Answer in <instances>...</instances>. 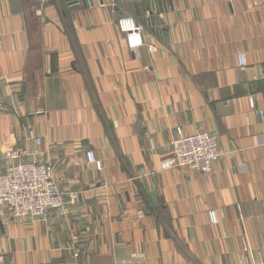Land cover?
Returning <instances> with one entry per match:
<instances>
[{
  "label": "crops",
  "instance_id": "obj_1",
  "mask_svg": "<svg viewBox=\"0 0 264 264\" xmlns=\"http://www.w3.org/2000/svg\"><path fill=\"white\" fill-rule=\"evenodd\" d=\"M178 129L217 139L210 173L176 165ZM15 148L81 198L0 209V264L264 261V0H0V173Z\"/></svg>",
  "mask_w": 264,
  "mask_h": 264
},
{
  "label": "built area",
  "instance_id": "obj_2",
  "mask_svg": "<svg viewBox=\"0 0 264 264\" xmlns=\"http://www.w3.org/2000/svg\"><path fill=\"white\" fill-rule=\"evenodd\" d=\"M153 15L162 18V13H145L146 19ZM117 29L125 35L129 48L142 47L144 42L143 27L132 17H120L116 21ZM239 66H245L244 59L239 56ZM40 140H36L38 145ZM151 147H153L151 145ZM171 148L178 167L206 174L220 159L221 152L217 139L209 133L199 132L191 135L183 134L178 129L177 137L172 141ZM25 153L8 151L5 154L9 161L6 172L0 174V208L5 209L13 219L36 218L44 219L48 210L62 211L67 204L77 205L80 193L76 191L62 192L52 179V167L43 162L20 161ZM19 160V161H18ZM88 164L99 166L101 163L92 151L86 152ZM211 223L216 224L215 213H209ZM243 253L250 252L244 242ZM241 264H250L242 256ZM255 264V263H251ZM258 264H264L261 260Z\"/></svg>",
  "mask_w": 264,
  "mask_h": 264
},
{
  "label": "rangeland",
  "instance_id": "obj_3",
  "mask_svg": "<svg viewBox=\"0 0 264 264\" xmlns=\"http://www.w3.org/2000/svg\"><path fill=\"white\" fill-rule=\"evenodd\" d=\"M36 140H38V139H36ZM36 140L34 141V143L36 144ZM37 145V144H36ZM219 146V145H218ZM17 150H19V151H21V152H23V153H25V155L20 159V161H36V162H39L37 159H36V156L38 155V152L36 151V150H34V151H32L31 153H29V152H27L25 149H21V148H15V149H11V150H8V151H17ZM8 151H6L5 153H4V159H5V161L7 162V165H6V169H7V166H8V163H9V161L6 159V157H5V154L8 152ZM19 161V160H18ZM44 164H49L51 167H52V179H53V181L55 182V179H54V176H53V166L50 164V163H48V162H43ZM95 167H96V169H98V170H100L101 169V164L99 165V166H96V165H94ZM214 166V165H213ZM213 166H212V168H213ZM6 169H5V171L4 172H2V173H0V174H4L5 172H6ZM212 170V169H211ZM210 173V172H209ZM56 183V182H55ZM56 185H57V183H56ZM58 186V185H57ZM59 188V187H58ZM79 203H80V201H79ZM78 203V204H79ZM77 204V205H78ZM77 205H74V206H77ZM1 210H3V211H5V213L8 215V217L12 220V221H18V220H22V219H29L30 221H32V222H39V223H46L47 222V220H48V218H49V215H50V213H52L53 211L52 210H48L47 212H46V216H45V218L42 220V219H36V218H21V219H13L10 215H9V213L5 210V209H2V208H0ZM63 211V210H62ZM212 212V211H211ZM0 262H1V259H0Z\"/></svg>",
  "mask_w": 264,
  "mask_h": 264
},
{
  "label": "water",
  "instance_id": "obj_4",
  "mask_svg": "<svg viewBox=\"0 0 264 264\" xmlns=\"http://www.w3.org/2000/svg\"><path fill=\"white\" fill-rule=\"evenodd\" d=\"M79 1H81V2H87V0H64V2L66 4H68L69 6L77 5L79 3Z\"/></svg>",
  "mask_w": 264,
  "mask_h": 264
}]
</instances>
